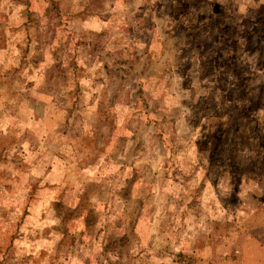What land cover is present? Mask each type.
Returning <instances> with one entry per match:
<instances>
[{"label": "rangeland", "instance_id": "obj_1", "mask_svg": "<svg viewBox=\"0 0 264 264\" xmlns=\"http://www.w3.org/2000/svg\"><path fill=\"white\" fill-rule=\"evenodd\" d=\"M0 264H264V0H0Z\"/></svg>", "mask_w": 264, "mask_h": 264}]
</instances>
